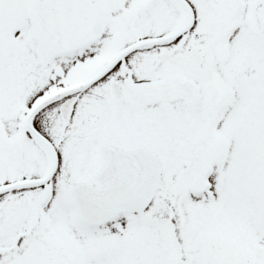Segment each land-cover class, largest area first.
I'll use <instances>...</instances> for the list:
<instances>
[{
  "label": "snow or ice",
  "instance_id": "snow-or-ice-1",
  "mask_svg": "<svg viewBox=\"0 0 264 264\" xmlns=\"http://www.w3.org/2000/svg\"><path fill=\"white\" fill-rule=\"evenodd\" d=\"M0 264H264V0H0Z\"/></svg>",
  "mask_w": 264,
  "mask_h": 264
}]
</instances>
